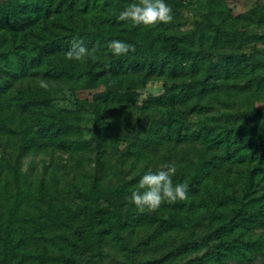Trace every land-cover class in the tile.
Listing matches in <instances>:
<instances>
[{"label": "trees", "instance_id": "trees-1", "mask_svg": "<svg viewBox=\"0 0 264 264\" xmlns=\"http://www.w3.org/2000/svg\"><path fill=\"white\" fill-rule=\"evenodd\" d=\"M99 1L0 0V105L5 103L0 106V114H4L2 111L6 109L19 111L26 119L24 122L36 127V133L31 131V139L25 144L26 152L46 142L73 151L84 142L83 139L71 138L75 129L81 126L78 115L74 110L53 103L54 98L50 96L52 81H68L65 79L84 70L92 84L97 85L104 78L113 82L125 75L136 76L145 69L149 73L170 69L172 74L178 75L190 68L193 74H205L201 77L195 75L185 84V92L173 98V105L169 106L170 115L154 120L150 128L152 135L147 137L154 149L172 141L197 145L201 151L197 157L205 158V165L188 185L186 200L164 203L155 212H141L132 203L126 208L128 195L146 172L134 177L127 185L109 188L105 202L99 201V186L92 185L82 193L87 200L68 206V211L71 210L68 221L79 222L76 231L66 235L72 255L51 259L49 247L36 245L26 248L30 239L35 238L32 234L26 232L16 238L8 230L1 239L4 247L0 253V264H36L37 260L40 264H86L87 259L78 258L77 254L81 252L82 256L92 248L96 235L101 237V242L108 237L125 238L124 233L152 223L162 230H185L190 225L196 228L206 216L213 219L221 215L226 217V222L215 230V234L222 238L238 235H234L232 243L219 244L220 248L213 252V256L238 255L244 258L247 250L254 251L249 258H255L264 250V122L250 124V119L243 116L241 121L234 119L221 129L214 126L196 129L185 122L191 113L204 108L196 101V96L203 98L220 89L224 80L230 77L228 73L220 74L224 69L220 63L241 66L250 60L252 54L231 51L203 53L168 32V24L146 27L133 25L131 21L118 22L117 16L126 6L117 11L106 7L105 2L98 5ZM260 11L240 14L249 20V26L261 30L264 11ZM209 25L215 32V39L225 45L239 39L243 42H249L250 38L264 40L263 29L250 33L246 30L241 32L237 26H221L212 21ZM73 38L82 40L89 49L87 63L66 59L65 54ZM112 40L133 45L135 52L130 51L123 56L111 54L106 45ZM251 66L254 71H264V63L253 61ZM37 78L47 86H38ZM19 82L26 85H17L9 95L10 88ZM258 83L264 85V79ZM241 86L250 88L251 84L245 82ZM117 93L118 90L101 93L100 97L116 99ZM102 116L101 110L97 109L95 126L100 137ZM144 145L149 146L147 142ZM247 163L251 164L241 197L237 204L229 207L225 197L211 189L209 181L224 170L231 175L237 165L246 166ZM179 168L186 172L182 165ZM5 169V163L0 165V190ZM203 182L208 185L204 192L201 190ZM257 230L261 239H246L251 231ZM206 239L204 236V241ZM200 244L198 239H189L178 247V253L197 249Z\"/></svg>", "mask_w": 264, "mask_h": 264}, {"label": "rangeland", "instance_id": "rangeland-1", "mask_svg": "<svg viewBox=\"0 0 264 264\" xmlns=\"http://www.w3.org/2000/svg\"><path fill=\"white\" fill-rule=\"evenodd\" d=\"M104 2L106 7L119 11L122 6L127 7L139 0H100L98 5ZM165 3L172 8L174 16L167 31L181 37L183 43L201 49L203 53L252 54L250 60L241 66L220 63L224 67L220 74L228 73L230 77L224 80L220 89L203 98L196 96V101L204 108L191 113L186 124L196 129L203 126L221 129L234 119L241 121L243 116L250 119V124L264 122V85L258 83L264 79V71H254L251 66L253 61L264 63V40L250 38L249 42H243L239 39L225 45L215 39V32L209 25L212 21L221 26H237L241 32L264 30V23L260 24L261 30H257L240 14L264 11V0H165ZM203 74H193L190 68L178 75L172 74L170 69L154 73L145 69L136 76L125 75L113 82L104 78L94 85L82 70L65 79L68 81H52L50 96L54 98L53 103L74 110L78 115L81 126L75 129L71 138L84 142L73 151L46 142L26 152L25 144L31 139V131L36 133V127L24 122L26 119L19 111H2L0 165L5 163L6 169L0 190V253L4 247L1 239L9 230L16 238L26 232L32 234L35 238L30 239L26 248L49 247L51 259L72 255L66 235L75 232L79 222L68 221L71 211L68 206L87 200L82 193L92 185L99 186V201L105 202L109 188L127 185L139 174L164 169L168 164L176 166L173 183L189 185L206 162L205 158L197 157L201 152L198 146L172 141L154 149L147 136L152 135L150 128L154 120L170 115L169 106L173 105V98L185 92V84L195 75L201 77ZM40 78H37L38 86ZM245 82L251 87L241 86ZM234 83L239 84L238 87ZM22 84L25 83H15L8 94ZM116 90L119 91L116 99L100 97L101 93ZM97 109L103 115L101 137L96 134ZM146 142L149 146L144 145ZM250 164L237 165L231 175L224 170L209 181L211 189L222 194L229 207L237 204L241 197ZM180 165L186 172L179 168ZM207 187L203 182L202 192ZM130 195L126 208L131 203ZM225 222L226 217L222 215L213 219L206 216L196 228L190 225L185 230H162L152 223L124 233L125 238L108 237L101 242V237L96 235L95 245L82 256L81 252L78 253L77 257L87 259L86 264H264V250L253 259L249 257L255 252L247 250L244 258L238 255L213 256L219 250V244L232 243L234 235H238L217 236L215 230ZM204 236L207 237L205 241ZM259 238V230L251 231L246 237L247 240ZM189 239H198L200 247L178 253V247ZM38 261L36 264H40ZM12 262L16 263L15 260Z\"/></svg>", "mask_w": 264, "mask_h": 264}, {"label": "clouds", "instance_id": "clouds-1", "mask_svg": "<svg viewBox=\"0 0 264 264\" xmlns=\"http://www.w3.org/2000/svg\"><path fill=\"white\" fill-rule=\"evenodd\" d=\"M173 20V10L165 3V0H139L138 3L129 4L117 16L118 22L131 21L133 25L146 27L170 24ZM106 47L115 56L127 55L130 51L135 52L133 45L121 40L109 41ZM89 55V49L78 38H73L65 54L67 60L80 62H84ZM40 86L46 87L47 85L41 80ZM175 173L174 164L165 165L164 169L155 172H146L138 181L135 190L131 192L130 202L141 212L145 210L155 212L164 203L175 204L186 200L188 185L187 183L174 184Z\"/></svg>", "mask_w": 264, "mask_h": 264}]
</instances>
